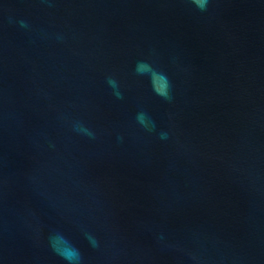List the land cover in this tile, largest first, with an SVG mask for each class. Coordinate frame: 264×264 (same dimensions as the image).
I'll return each mask as SVG.
<instances>
[{"label":"water","instance_id":"water-1","mask_svg":"<svg viewBox=\"0 0 264 264\" xmlns=\"http://www.w3.org/2000/svg\"><path fill=\"white\" fill-rule=\"evenodd\" d=\"M0 264H264V0H0Z\"/></svg>","mask_w":264,"mask_h":264},{"label":"clouds","instance_id":"clouds-1","mask_svg":"<svg viewBox=\"0 0 264 264\" xmlns=\"http://www.w3.org/2000/svg\"><path fill=\"white\" fill-rule=\"evenodd\" d=\"M198 3L200 5L201 9H203L205 4L207 3V0H198Z\"/></svg>","mask_w":264,"mask_h":264}]
</instances>
